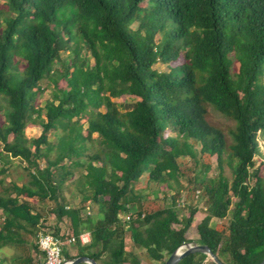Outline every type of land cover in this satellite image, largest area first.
I'll return each instance as SVG.
<instances>
[{
	"label": "trees",
	"instance_id": "16d2710c",
	"mask_svg": "<svg viewBox=\"0 0 264 264\" xmlns=\"http://www.w3.org/2000/svg\"><path fill=\"white\" fill-rule=\"evenodd\" d=\"M47 89L52 99L39 103ZM121 97L133 99L124 112L113 101ZM208 108L234 122L230 139L207 122ZM33 124L41 132L29 139ZM263 138L264 0H0V264H43L36 236L46 222L20 196L55 204L49 229L67 227L65 245L75 239L65 260L142 264L126 249L128 233L161 264L190 242L223 264H259ZM14 159L26 184H6ZM144 174L175 190L169 204L149 205L134 189ZM181 177L205 208L194 226L196 206L181 219L175 208ZM71 184L77 206L63 195ZM205 260L195 253L178 264H214Z\"/></svg>",
	"mask_w": 264,
	"mask_h": 264
},
{
	"label": "rangeland",
	"instance_id": "374dc122",
	"mask_svg": "<svg viewBox=\"0 0 264 264\" xmlns=\"http://www.w3.org/2000/svg\"><path fill=\"white\" fill-rule=\"evenodd\" d=\"M158 68L161 69V66L157 65ZM42 87H44V83L42 84ZM51 91L52 89H47L44 90L39 96H38V101L39 103L41 101H50L52 99L51 96ZM118 108V110H120L121 112L125 111V107H124V103L126 104H130L131 102H133V99L129 98V97H124V98H118V99H114L113 100ZM103 106L99 108V110H103ZM207 122L215 127L220 128L226 135V137L228 139H230L229 136V130L232 129L234 127V122L232 120H230L229 118L221 115L220 113L212 110L211 108L207 109V117H206ZM85 127V126H84ZM41 132V129L39 128L38 125H28L27 128L25 129V136L29 139L31 138H36L39 136ZM93 138H95V135L93 136ZM50 141H54V136H50L49 138ZM259 146L261 149V154L260 157L262 159H264V138L259 140ZM51 158L54 157V155L50 156ZM258 159V158H257ZM24 164L20 163V161L18 159H14L11 162L9 171H8V178H6V184H9L10 181L11 182H15L18 185L21 184H26L27 183V178L28 176L26 175V172L23 169ZM200 170V168H197L195 171L198 172ZM217 174V170L215 168V166H213L212 170L209 172L208 176H215ZM223 175L227 178V179H231V172L229 170V168L227 166L224 167L223 170ZM1 178V176H0ZM75 178V177H74ZM73 180V179H71ZM187 185V182L185 180V178L181 177L179 179V195H178V202L176 205V210L178 213V217L181 219L185 216L186 212H187V206L188 205H193L196 206L198 209V212L195 214L194 217V222L192 223V225H196L199 220H201L204 217V213H205V208L204 206H202V197L200 195V190H196L195 194L191 197H189V193L186 191L185 186ZM162 186V185H161ZM175 187V186H174ZM134 189L141 195H147V197H149V205L151 203H157L159 205H162L163 203L165 204H169L170 200H169V196L174 195L175 190H169V189H165L162 190V188L160 187V184H155V183H149L146 179V174H144L140 181L134 186ZM63 195L65 197V199L68 201V204L71 206H77L79 203V195L76 192V186L71 184L69 187L64 188L63 189ZM163 195L167 196V201L162 202V197ZM146 197V196H144ZM147 197L145 198V202L147 203ZM20 200H25L29 203L30 207L38 212L39 214H41V217L44 219V226L42 228H47L49 229L50 227L54 226L56 224V220L54 215L52 214V210L54 209L55 204L52 202H47V201H40L37 199H28V198H24V197H19ZM88 209H87V213H91V214H95L97 211V206H92V205H87ZM230 216V214H229ZM1 211H0V224L2 222V218H1ZM220 221L213 219L211 221V226H216L219 224ZM62 230H67L69 233L70 231L68 230L67 227L65 226H61ZM51 229H49L50 231ZM190 243H195V242H190ZM70 244V243H69ZM67 245L69 246L71 249V251L74 253L76 252V247H74V245ZM198 244V243H196ZM125 246L127 251L135 254L137 257H139L142 260V264H161L159 262H155L150 260L144 253V251L140 248H137L133 245V243L130 240L129 234L127 233L126 237H125ZM14 252V250L12 249H6L5 253L7 255H12V253ZM44 262V258H42V263Z\"/></svg>",
	"mask_w": 264,
	"mask_h": 264
},
{
	"label": "built area",
	"instance_id": "2783aa9c",
	"mask_svg": "<svg viewBox=\"0 0 264 264\" xmlns=\"http://www.w3.org/2000/svg\"><path fill=\"white\" fill-rule=\"evenodd\" d=\"M123 222H127L129 220V215H119L118 217ZM43 222L40 220V228L36 236V244L39 250L44 254V262L43 264H64L65 259L63 257V248L64 241L62 239V235L65 237H69V233L66 231L64 234H60L56 236L51 230L42 228ZM50 238V240L46 239ZM79 242L81 245H87L90 242L89 234H81L79 237ZM75 239L71 236L68 240V244H73Z\"/></svg>",
	"mask_w": 264,
	"mask_h": 264
},
{
	"label": "water",
	"instance_id": "95a60500",
	"mask_svg": "<svg viewBox=\"0 0 264 264\" xmlns=\"http://www.w3.org/2000/svg\"><path fill=\"white\" fill-rule=\"evenodd\" d=\"M200 253L206 256V260H210L214 264H223L219 259L212 253L210 248L206 245H200L196 243H185L174 250L167 258L164 264H178L183 258ZM64 264H97L95 260L88 256H78L65 261ZM264 264V259L259 263Z\"/></svg>",
	"mask_w": 264,
	"mask_h": 264
},
{
	"label": "crops",
	"instance_id": "0c3cea01",
	"mask_svg": "<svg viewBox=\"0 0 264 264\" xmlns=\"http://www.w3.org/2000/svg\"><path fill=\"white\" fill-rule=\"evenodd\" d=\"M83 234H85V233H83ZM88 234V233H87ZM71 248L69 247V246H67V245H64V248H63V250H66L67 251V253L69 254V255H72V256H74L75 254H76V252H72L71 250H70Z\"/></svg>",
	"mask_w": 264,
	"mask_h": 264
},
{
	"label": "clouds",
	"instance_id": "9594fccd",
	"mask_svg": "<svg viewBox=\"0 0 264 264\" xmlns=\"http://www.w3.org/2000/svg\"><path fill=\"white\" fill-rule=\"evenodd\" d=\"M46 239L50 240V238H46Z\"/></svg>",
	"mask_w": 264,
	"mask_h": 264
}]
</instances>
